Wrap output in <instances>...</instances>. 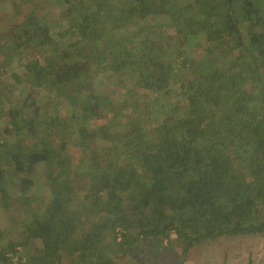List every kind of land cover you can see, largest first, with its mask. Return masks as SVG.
Masks as SVG:
<instances>
[{
    "label": "trees",
    "instance_id": "1",
    "mask_svg": "<svg viewBox=\"0 0 264 264\" xmlns=\"http://www.w3.org/2000/svg\"><path fill=\"white\" fill-rule=\"evenodd\" d=\"M45 1L0 32V264H185L263 236L264 0H58L56 36ZM95 63L134 85L110 127Z\"/></svg>",
    "mask_w": 264,
    "mask_h": 264
},
{
    "label": "rangeland",
    "instance_id": "2",
    "mask_svg": "<svg viewBox=\"0 0 264 264\" xmlns=\"http://www.w3.org/2000/svg\"><path fill=\"white\" fill-rule=\"evenodd\" d=\"M120 0H118L119 2ZM58 0H46L45 4L46 7L44 10L39 11L41 16L47 20V22H50L51 25V34L53 36H56L58 27L57 24V17L59 13L61 12V4L58 3ZM24 10V6H22L19 3V0H0V32H6L8 30L17 31L21 35H27L30 33L29 31L33 30L32 23H34L33 18H27V21H24V15L26 14ZM36 18V17H35ZM38 18V16H37ZM36 18V19H37ZM39 19V18H38ZM26 20V19H25ZM161 23H166L167 19L163 15H161L158 19ZM74 39L75 37L73 35L69 36L68 38L64 39L63 41ZM28 52V50L25 52V54ZM38 58L42 55H37ZM101 65V62H99ZM100 65L97 63L93 64L91 69L98 74L97 77V85L99 92L103 94H107V96L110 98L112 102V108L109 112L105 113V116L102 118H95L91 120V126H101L105 125L106 127H110L111 120L109 119H115L117 117L115 113V108H118V106L122 102V98H124V94L127 92L128 88L134 87L133 81L130 79L128 74L120 71V72H109L106 71V73L101 71ZM137 68V66H135ZM139 68V67H138ZM20 71V70H19ZM172 79H175L176 76L172 75ZM187 80V79H185ZM183 81V80H182ZM185 93L192 94L194 92H198L196 85H192L189 80L183 81ZM1 88V86H0ZM37 90H33V93L35 96L40 97V102L45 100L47 98L45 93H48L46 90H43L41 88H36ZM135 89L138 91L140 87H135ZM134 89H129L128 92L133 94L132 96L138 97L139 93ZM141 91V90H140ZM45 92V93H44ZM121 94H120V93ZM67 105H61L60 109L63 114H67L70 110L67 109ZM113 123H115L113 121ZM92 128V127H89ZM1 129V127H0ZM110 129V128H108ZM0 137H2L0 133ZM137 138H133L130 142L136 143L134 140ZM133 141V142H132ZM114 148V145L106 144L104 150L105 152L102 153L112 155L109 150ZM76 153H74V158H76ZM45 168V164L41 163L36 166V171L41 172ZM5 172V171H4ZM8 174V173H7ZM41 191L43 189L40 186L36 187V190L32 192V195H35V197H38L39 203L42 204V209H46L48 200L41 194ZM6 219L4 218V213L2 214V218L0 215V225L3 226L6 223ZM6 228L9 231V237L12 240H18L21 241L23 239V232L22 228L20 226H16L14 224L6 226ZM254 237H238V238H229V237H223L222 239L211 243L207 245L206 247L199 249L194 248L190 252L189 260L185 264H241V261H246L248 259V254L250 252L251 245H253L254 242L257 241L259 243L260 241L255 239H250ZM250 239V240H249ZM263 243V242H262ZM261 247V244L258 245Z\"/></svg>",
    "mask_w": 264,
    "mask_h": 264
},
{
    "label": "crops",
    "instance_id": "3",
    "mask_svg": "<svg viewBox=\"0 0 264 264\" xmlns=\"http://www.w3.org/2000/svg\"><path fill=\"white\" fill-rule=\"evenodd\" d=\"M255 238H257L256 240L260 242L257 243L256 241L253 243V245H251L248 259H246V261H241V264H264V235ZM259 244H261V247L258 246Z\"/></svg>",
    "mask_w": 264,
    "mask_h": 264
}]
</instances>
